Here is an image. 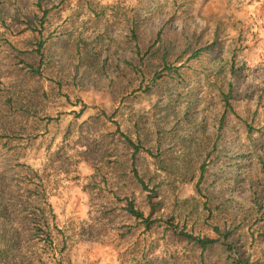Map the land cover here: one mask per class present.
I'll use <instances>...</instances> for the list:
<instances>
[{"label":"rangeland","instance_id":"rangeland-1","mask_svg":"<svg viewBox=\"0 0 264 264\" xmlns=\"http://www.w3.org/2000/svg\"><path fill=\"white\" fill-rule=\"evenodd\" d=\"M31 188L64 264H201L130 199L264 264V0H0V196L26 232Z\"/></svg>","mask_w":264,"mask_h":264},{"label":"trees","instance_id":"trees-1","mask_svg":"<svg viewBox=\"0 0 264 264\" xmlns=\"http://www.w3.org/2000/svg\"><path fill=\"white\" fill-rule=\"evenodd\" d=\"M44 45L45 43L42 41L38 43L37 52L41 59L45 57ZM204 50L206 49L202 51ZM200 53L201 51L195 52L193 57H198ZM160 61L163 62L165 68H172V66L168 67L173 61L167 51L164 52ZM174 70L177 72L171 70L168 72L169 76L180 74L178 69L175 68ZM157 77H153V81H157ZM128 141L135 148V153L146 151L153 155L152 150L145 148L146 146L143 142H134L131 139ZM202 164L200 169L204 172L206 164L205 162ZM138 182L143 187H148L143 178L140 177ZM200 182L197 184L198 189H200ZM33 189L35 188H31V194L35 196L33 198L35 200L31 203V210L32 207L36 208L31 211V229H27L28 232L13 225L14 218L7 213V208L2 206V196H0V264H47L46 255H48L49 259H53L55 264H64L66 257L62 254L63 251L60 250L61 254L58 253L57 255V234L51 226V215L47 213L45 206L42 207L39 202L45 198V190L37 193L36 196ZM250 201L255 206L258 205V199L254 195L251 196ZM127 210L130 216L137 221V225L143 226L145 233L147 232L148 235H151L156 228L163 227L164 235L186 245L192 255L199 258L201 264H263L259 256L256 257L253 251L248 252L244 244L234 237L236 228L231 225H226L224 228L216 225L214 227V235L207 234L205 231H198L193 226L188 227L186 222L180 226V222H174L175 217L171 216L165 220L159 214L160 202H150L147 210H145L137 206L134 200L130 199ZM30 236L31 251L26 246ZM145 264H151L148 258L145 260Z\"/></svg>","mask_w":264,"mask_h":264}]
</instances>
